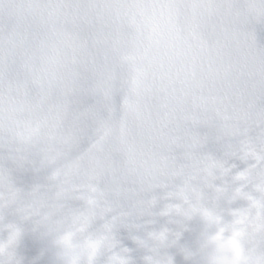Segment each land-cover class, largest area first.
<instances>
[{"label": "clouds", "instance_id": "1", "mask_svg": "<svg viewBox=\"0 0 264 264\" xmlns=\"http://www.w3.org/2000/svg\"><path fill=\"white\" fill-rule=\"evenodd\" d=\"M0 264H264V0H0Z\"/></svg>", "mask_w": 264, "mask_h": 264}]
</instances>
